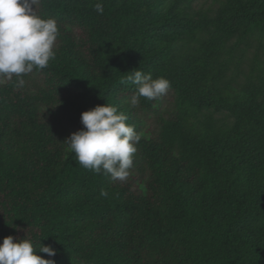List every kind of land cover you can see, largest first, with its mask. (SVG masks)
<instances>
[{"label":"trees","instance_id":"obj_1","mask_svg":"<svg viewBox=\"0 0 264 264\" xmlns=\"http://www.w3.org/2000/svg\"><path fill=\"white\" fill-rule=\"evenodd\" d=\"M97 2L40 0L36 13L59 27L56 57L23 88L0 81V244L27 237L55 264H264V69L236 88L228 46L244 19L264 33V0L197 22L184 18L190 0H102V15ZM185 31L209 37L180 53ZM140 69L171 88L133 108L122 81ZM106 103L141 134L126 182L63 144Z\"/></svg>","mask_w":264,"mask_h":264},{"label":"clouds","instance_id":"obj_2","mask_svg":"<svg viewBox=\"0 0 264 264\" xmlns=\"http://www.w3.org/2000/svg\"><path fill=\"white\" fill-rule=\"evenodd\" d=\"M40 0H0V81H12L23 88L24 76L34 69L43 70L56 57L55 46L60 35L54 18L44 19L36 13ZM98 14H103L102 0L94 4ZM135 86L129 101L139 107L141 99H162L171 88L164 77L153 79L141 69L131 72L126 81ZM128 117L117 107L105 104L81 114L83 129L72 133L63 144L75 153L76 163L96 174L103 173L113 181L126 182L134 166L136 145L141 134L127 123ZM101 195L106 196L105 191ZM15 241V242H14ZM49 257L57 255L50 246H40L39 251ZM33 243L26 237L8 236L0 244V264H55L36 254Z\"/></svg>","mask_w":264,"mask_h":264},{"label":"rangeland","instance_id":"obj_3","mask_svg":"<svg viewBox=\"0 0 264 264\" xmlns=\"http://www.w3.org/2000/svg\"><path fill=\"white\" fill-rule=\"evenodd\" d=\"M170 2L171 0H166ZM233 0H190L188 13L184 15L185 19L194 22L210 20L221 14L222 8ZM245 1V0H243ZM209 37L207 31L191 33L185 31L180 33L178 41L174 44V48L178 52L194 53ZM237 45L234 58L239 62V79L236 80L234 86L240 88L244 82L245 76H256L259 72H254L256 64H262L264 69V33L257 29H253L248 19L237 27L228 46ZM234 65L226 73V81L235 76ZM226 83V82H225ZM224 83V84H225ZM224 117L223 114H217V118ZM138 154V153H137ZM137 159L140 163H144L139 154Z\"/></svg>","mask_w":264,"mask_h":264}]
</instances>
